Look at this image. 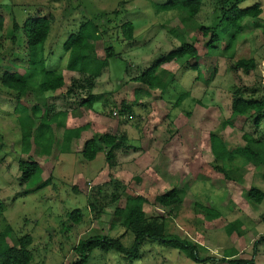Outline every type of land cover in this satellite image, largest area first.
Instances as JSON below:
<instances>
[{"label": "rangeland", "instance_id": "rangeland-1", "mask_svg": "<svg viewBox=\"0 0 264 264\" xmlns=\"http://www.w3.org/2000/svg\"><path fill=\"white\" fill-rule=\"evenodd\" d=\"M165 1L0 0V75L11 71L25 76L34 70L29 89L19 99L0 84V232L9 226L11 239L31 236L30 264H71L76 259L72 247L93 234L118 239L128 248L132 234L120 226L113 212L133 195L146 200L143 212L162 225L164 234L198 246L200 259L220 260L225 253H235L223 261L202 264L250 258L254 264H264V243L257 245L254 254L252 249L264 236V126L260 123L255 130L252 112L231 116L229 109L235 92L245 99L264 98V0H242L239 9L258 4L260 15L245 19L242 31L230 42L232 31L217 29L220 39L214 49L205 45L198 29L212 31L221 8L235 0H200L199 11L188 26L182 13L159 8ZM36 16L49 19L48 36L41 46L47 70L65 68L67 54L62 44L80 24L88 21L97 26L100 39L94 45V58L103 59L107 47L114 56L107 59L91 87L85 82L87 75L62 71L66 87L70 86L68 95L64 89L37 92L42 76L37 68L27 66L23 35L20 30L14 34L11 28L12 22L21 27L26 18ZM124 23L132 25L131 40L122 36ZM180 39L193 44L197 71L188 69L187 58L182 57L156 70L157 87L148 89L133 81L176 50ZM240 58H252L254 69H234ZM213 69L212 81L204 84ZM186 92L188 97L175 105ZM87 96L93 97L92 106H79ZM121 103L131 107L129 114L119 115ZM32 105L39 112L31 123L27 117ZM43 115L45 121L40 122ZM39 122L45 130L38 145L32 135ZM28 126L27 139L22 130ZM242 133L254 142L246 144ZM103 134L119 138L122 144L113 152L110 166L105 164L104 152L92 161L79 154L85 140ZM210 136L218 149L219 142L224 148L240 146L239 151L246 145L257 156L245 160V154H236L230 163L215 162L209 150ZM19 161L37 164L26 182L20 181ZM249 187L263 193L258 204L246 197ZM172 188L179 190L181 204L162 211L154 208V198ZM90 204L93 209H88ZM202 208L211 210L214 218ZM74 209L82 213L77 225L68 218ZM227 228L233 232L229 237ZM85 264L198 263L175 249L145 241L136 260L93 250Z\"/></svg>", "mask_w": 264, "mask_h": 264}, {"label": "trees", "instance_id": "trees-1", "mask_svg": "<svg viewBox=\"0 0 264 264\" xmlns=\"http://www.w3.org/2000/svg\"><path fill=\"white\" fill-rule=\"evenodd\" d=\"M228 8H221L220 18L217 26L211 31L207 28H199L201 38L204 39L205 45L214 49V45L220 39L216 30L218 29L221 33H226L227 31H232L233 35L230 37L229 42L234 35L239 34L242 31V22L245 19H256L260 13L261 8L258 4H253L249 7L239 9L237 6L242 0H235ZM200 0H166L160 5L162 11H176L184 15L183 21L186 22V26L193 20L195 15L198 13L200 8ZM2 28V18L0 16V30ZM12 32L15 34L19 30L21 31L24 38L25 49L28 54L27 66H32L33 69L37 68L40 75L42 76L40 83L37 85V92L44 93L47 91H57L64 89V95L70 93V86L65 85L64 74L62 71L73 75L85 74L88 76L86 84L91 87V81L93 82L97 79L101 71L107 66V59L114 56L111 47H107L104 50L103 59L98 60L94 58V45L100 37L97 33V26L91 22H84L77 27V30L69 34L62 44V50L64 54H67V63L65 68L58 71L57 69L47 70L44 68V58L41 46L45 42L48 32H49V19L46 16H36L33 18H26L21 27H18L15 22L11 25ZM121 33L124 40H131L132 38V25L130 23H124L121 27ZM262 47L264 49V25L261 32ZM14 40V36L10 38ZM213 46V47H212ZM186 57V65L188 69L198 70V63L196 61L197 52L192 43H187L180 39L179 46L176 50H172L162 56L159 60L155 61L150 67H148L140 76L132 78L133 81L139 82L141 85L152 89L157 87L158 78L155 76L156 70L163 64H167L172 60L180 59ZM255 67L254 60L252 58L247 59H237L234 63V69L242 70L243 72H248L253 70ZM32 71V72H31ZM26 73L25 76H21L15 72L4 71L0 75V84L2 87L9 91L15 92V96L19 99L24 93L29 89L28 80L32 79L33 71ZM215 75V69L211 71L209 77L204 80V84H208L212 81ZM263 79H264V67H263ZM74 82V80H72ZM83 86H78L77 88H82ZM188 97V93H183L178 96L175 100V105H177L183 98ZM93 104V97L87 96L80 101L81 107H91ZM231 116H243L248 112L253 113V128L257 130L259 124L263 123L264 126V98L260 99H245L242 95L234 93L231 98L230 105ZM28 113V119L31 123L34 120L35 112H39V107L37 105H32ZM131 112V107L120 104L119 115L129 114ZM36 113V114H37ZM45 121V115L40 118V122ZM52 121V120H50ZM29 122V121H28ZM38 123L32 135L33 143L39 145V140L43 134V125ZM30 123V124H31ZM30 128L28 126L27 130H22L24 135H27L28 139ZM246 144L253 143L251 137L247 134L242 133L240 137ZM262 139L264 140V128ZM62 140H65L63 137ZM213 137H209V150L213 157V161H229L232 162L236 154H245V160L255 158L257 155L252 152L249 147L241 146V151L238 146L235 149L226 150L221 142H219V149L213 143ZM121 141L119 138L109 134H103L98 137H93L91 139L85 140L82 148L79 152L82 159L85 161H92L96 154L104 152V160L107 166L111 165V161L114 158L113 152L119 150L121 146ZM44 152V150H41ZM48 155V153H45ZM222 166L219 170H222ZM17 169L20 172V181L26 182L34 171L37 169V164L30 162L19 161ZM44 185V184H43ZM40 185V186H43ZM246 197L250 198L255 204H258L262 198L263 193L258 191L253 187H249L246 192ZM146 203V200L139 195H133V197L126 199L125 205L122 208H116L113 215L118 219L119 224L125 230H128L132 234V243L128 248H124L118 239H111L101 234H93L86 237L83 240H79L75 246L72 247L71 251L76 256V259L71 264H85L89 254L93 250H98L103 253L115 252L120 254L124 259L129 261L136 260L138 258V250L145 241H151L157 243L158 245L170 247L186 255L187 258L192 261L202 264L208 261H223L226 258L233 257L235 253H225L220 260L215 258H199L198 250L194 243L187 239L179 238L173 234H164L162 225L156 220L147 218L146 214L142 210V205ZM181 204V199L179 197V190L172 188L161 195L154 198L152 206L159 210L172 209ZM93 206L88 205V209ZM202 210L214 218L215 214L206 208ZM68 218L72 225H77L82 219V213L79 209H74L68 213ZM111 227V226H110ZM226 234L229 235L231 232L230 228L225 230ZM11 233V228L5 226L0 232V264H30L32 260V255L29 250V246L32 243V238L30 235H23L11 239L9 234ZM264 243V236L258 238L252 245L253 254L257 245ZM228 264H254L253 258L248 260L236 259L229 260Z\"/></svg>", "mask_w": 264, "mask_h": 264}, {"label": "crops", "instance_id": "crops-1", "mask_svg": "<svg viewBox=\"0 0 264 264\" xmlns=\"http://www.w3.org/2000/svg\"><path fill=\"white\" fill-rule=\"evenodd\" d=\"M225 149H226V150H230L231 147H230V148H227V146H225ZM206 159H208V158H205V161H206Z\"/></svg>", "mask_w": 264, "mask_h": 264}]
</instances>
